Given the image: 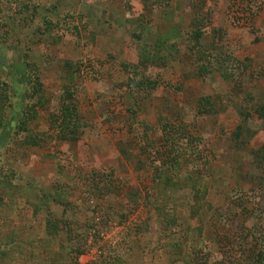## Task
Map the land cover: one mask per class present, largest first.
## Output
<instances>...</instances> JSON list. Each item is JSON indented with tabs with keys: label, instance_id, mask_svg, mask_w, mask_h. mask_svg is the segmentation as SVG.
<instances>
[{
	"label": "rangeland",
	"instance_id": "obj_1",
	"mask_svg": "<svg viewBox=\"0 0 264 264\" xmlns=\"http://www.w3.org/2000/svg\"><path fill=\"white\" fill-rule=\"evenodd\" d=\"M0 264H264V0H0Z\"/></svg>",
	"mask_w": 264,
	"mask_h": 264
},
{
	"label": "trees",
	"instance_id": "obj_2",
	"mask_svg": "<svg viewBox=\"0 0 264 264\" xmlns=\"http://www.w3.org/2000/svg\"><path fill=\"white\" fill-rule=\"evenodd\" d=\"M204 25H206V23L204 22V21H202V20H197V23H196V29H195V32H194V34H193V40L195 41V43L196 44H198L199 43V41H200V39H201V27L203 26L204 27ZM202 30H204V29H202ZM209 71V70H208ZM207 71V72H208ZM70 108L69 107H67V111H69V113L71 114V111L73 110H69ZM206 112V111H205Z\"/></svg>",
	"mask_w": 264,
	"mask_h": 264
}]
</instances>
